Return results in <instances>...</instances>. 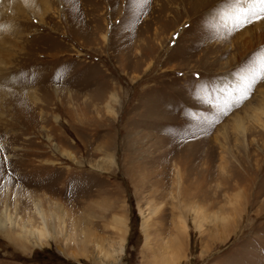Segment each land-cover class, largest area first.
<instances>
[{"label":"rangeland","instance_id":"374dc122","mask_svg":"<svg viewBox=\"0 0 264 264\" xmlns=\"http://www.w3.org/2000/svg\"><path fill=\"white\" fill-rule=\"evenodd\" d=\"M249 9L0 3V222L49 236L0 233V264H264V19Z\"/></svg>","mask_w":264,"mask_h":264},{"label":"bare ground","instance_id":"6f19581e","mask_svg":"<svg viewBox=\"0 0 264 264\" xmlns=\"http://www.w3.org/2000/svg\"><path fill=\"white\" fill-rule=\"evenodd\" d=\"M15 226L18 227L17 225H15ZM13 228H14V226H13ZM13 228L8 230V228L3 226V224L0 222V233L4 237H6L9 241H13L16 244H24L25 242H28L29 244H31V247H39L43 244L42 240H46L49 238V236H46V234H44V232H45L44 230H31V229L29 230L27 228V226H23L24 235L23 234L19 235V236H22L21 238H19V239L13 238L11 235V233H13V231H14ZM28 235L30 237H32L33 239L32 240L27 239Z\"/></svg>","mask_w":264,"mask_h":264},{"label":"snow or ice","instance_id":"6c2138e0","mask_svg":"<svg viewBox=\"0 0 264 264\" xmlns=\"http://www.w3.org/2000/svg\"><path fill=\"white\" fill-rule=\"evenodd\" d=\"M2 2L3 0H0V3ZM139 2L148 3L149 0H139ZM249 3L254 5L255 4L260 5V11L259 13H257L254 9H249L245 15L256 16L258 19H264V0H232L233 6H242V5H247Z\"/></svg>","mask_w":264,"mask_h":264}]
</instances>
